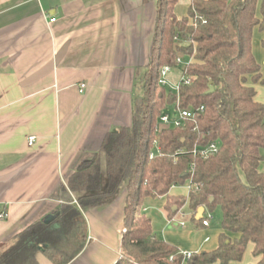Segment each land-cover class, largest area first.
<instances>
[{"label":"trees","instance_id":"16d2710c","mask_svg":"<svg viewBox=\"0 0 264 264\" xmlns=\"http://www.w3.org/2000/svg\"><path fill=\"white\" fill-rule=\"evenodd\" d=\"M176 3L156 0L151 60L135 84L131 125L106 132L96 155L68 177L76 203H62L55 219L35 221L1 244L0 264H40L38 253L54 264L69 263L86 245L82 211L106 205L122 187L123 253L113 264L186 260L174 244L156 236L142 211L144 199L153 196L167 197L169 215L187 204L196 225L205 218H196L200 206L221 209L216 249L193 254L188 264L240 261L249 242L256 264H264V103L254 100V85L264 84V75L252 54L256 27L264 47V0H190L179 19ZM165 64L193 81L181 83L178 93L160 85ZM175 102L181 109H204L182 126L161 124L163 113H175ZM154 141L159 152L149 159ZM214 142L216 153L193 154L194 147ZM184 183L186 196L168 195L170 187Z\"/></svg>","mask_w":264,"mask_h":264},{"label":"crops","instance_id":"0c3cea01","mask_svg":"<svg viewBox=\"0 0 264 264\" xmlns=\"http://www.w3.org/2000/svg\"><path fill=\"white\" fill-rule=\"evenodd\" d=\"M189 4L177 0L178 19ZM156 14V0H0V245L62 203H76L68 177L96 155L106 132L131 125L135 84L151 60ZM262 37L256 27L252 54L264 75ZM254 87V100L264 103V85ZM29 135L36 139L28 146ZM176 187L168 195L186 196L188 191L176 193ZM125 194L122 187L106 205L82 211L86 245L67 264L115 263L123 253ZM166 201L144 199L142 209L153 213L147 215L151 226L156 229L162 217L169 228L182 229L180 235L197 238L185 250L175 245L172 232L160 238L180 252L216 249L221 228L211 230L208 220L207 226L193 222L200 232L186 231L179 218L186 213L181 207L169 215ZM248 245L252 254L253 243ZM37 261L54 264L42 253ZM257 261L252 254L228 264Z\"/></svg>","mask_w":264,"mask_h":264},{"label":"built area","instance_id":"2783aa9c","mask_svg":"<svg viewBox=\"0 0 264 264\" xmlns=\"http://www.w3.org/2000/svg\"><path fill=\"white\" fill-rule=\"evenodd\" d=\"M51 22H53L55 20L54 17L49 19ZM176 63L178 65H181L183 63L181 58H177ZM174 69V67H172L169 64H165L164 66H162L159 69L160 72V77H159V84L164 86V87H168L171 90L175 91L176 93H178L179 91V85L181 83L183 84H190L194 77L192 75H187L186 73L182 72L181 76L179 77V79L177 81H172L169 77L168 74L171 73V71ZM85 83L80 82L78 83L77 86V90L80 93H83L85 90ZM175 113L174 114H170L169 112L167 113H163L159 118H160V123L161 124H165V125H170V126H174V127H178V126H182V124L186 121V120H193L195 117L194 115L197 114V112H200L204 109L203 105L199 106L197 109H181L178 106V103L175 102ZM28 146L31 145L36 137L34 135H29L28 137ZM154 148L152 149V151L149 154V159H152V157H154L156 155V153L159 152L158 146L156 144V142L154 141ZM218 146L217 143H210L206 146H198V147H194L193 149V154L196 156H200L202 158H207L208 156L216 153L218 151ZM263 165H264V160L262 161ZM189 186V185H188ZM142 211H144V208L142 209ZM4 214L0 213V218H4ZM211 217L210 214H206L205 218L202 220V224L203 225H208V220ZM183 224V223H181ZM125 230V228H124ZM123 230V232H124ZM182 256H184L185 259L191 258L193 253L191 252H181Z\"/></svg>","mask_w":264,"mask_h":264},{"label":"rangeland","instance_id":"374dc122","mask_svg":"<svg viewBox=\"0 0 264 264\" xmlns=\"http://www.w3.org/2000/svg\"><path fill=\"white\" fill-rule=\"evenodd\" d=\"M181 70L180 68H174L171 73L168 74V77L172 80V81H177L179 79V77L181 76ZM260 85H264V84H260ZM188 184L187 183H184V185H180V186H177L174 190L176 191V193H186L188 191ZM181 197V196H179ZM179 210V209H178ZM181 210L184 211V213L187 214V212L189 211L188 208H187V204H184V206H182ZM184 217H179L181 219H183L185 221V224H186V231H193V232H200L198 231L195 226L193 225V222L190 220V217L189 215L187 214ZM206 214H210L211 217L209 218V220L211 221L210 225V229L211 230H216V229H219L221 228V224H220V220H221V209H219L218 206H215V208H213V210H209V209H205V215ZM147 215L151 218V216H153V213L151 211H149L147 213ZM156 229L155 227L153 228L152 226V229L153 231H155L156 235L158 237H162L163 235V231H166V232H172L174 235H173V238H174V241L178 242L179 244H175L176 246L180 247L182 250H185L186 248H190L189 246L191 244H194L196 241L195 239L197 237H195L193 234H187L186 236H182L180 235L179 232H182L180 230V228H175V227H172V228H169V226H167L165 223H164V219L162 217H158L156 219ZM155 229V230H154ZM243 258H242V261H246L248 260V258H252V254H251V251H250V248H249V245L247 244V247L243 253ZM184 263V262H183ZM182 263V264H183ZM187 264V263H185ZM209 264H219V262H214V263H209Z\"/></svg>","mask_w":264,"mask_h":264},{"label":"water","instance_id":"95a60500","mask_svg":"<svg viewBox=\"0 0 264 264\" xmlns=\"http://www.w3.org/2000/svg\"><path fill=\"white\" fill-rule=\"evenodd\" d=\"M209 90L206 92L207 94L211 93L212 92V89H213V86L209 85ZM173 210H175V207H173ZM198 212H197V216L196 218L199 219L201 217V215L203 214V212L205 211L204 210V206H200L198 209ZM57 217V214H47L46 217H44L42 219V222L46 223V222H50L52 221L53 219H55Z\"/></svg>","mask_w":264,"mask_h":264}]
</instances>
